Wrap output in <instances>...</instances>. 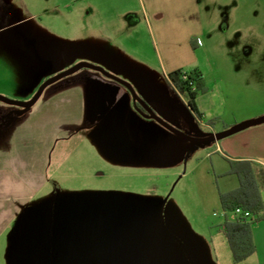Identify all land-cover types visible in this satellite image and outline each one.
<instances>
[{
	"label": "rangeland",
	"instance_id": "obj_1",
	"mask_svg": "<svg viewBox=\"0 0 264 264\" xmlns=\"http://www.w3.org/2000/svg\"><path fill=\"white\" fill-rule=\"evenodd\" d=\"M187 14L146 0H0V95L28 100L45 80L87 62L193 136L196 127L221 132L263 116L264 0H198L201 30ZM173 67L200 73L202 121L168 83ZM87 73L111 86L105 112L89 113L81 128L70 126L79 116H58L43 139L30 138L27 127L36 128L27 122L23 138L0 145L20 149L29 164L41 149L47 161L44 185L15 220L10 264H236L221 229L234 214L219 201L230 163L215 140L179 139L124 85L90 68L49 84L32 106ZM254 174L264 198V175Z\"/></svg>",
	"mask_w": 264,
	"mask_h": 264
},
{
	"label": "crops",
	"instance_id": "obj_2",
	"mask_svg": "<svg viewBox=\"0 0 264 264\" xmlns=\"http://www.w3.org/2000/svg\"><path fill=\"white\" fill-rule=\"evenodd\" d=\"M146 1L152 8L159 9L163 12L166 10L178 12H182L183 10L188 11L187 17L192 20L195 29H202L201 21L197 17L198 0ZM189 33L188 35L190 36H194L195 34L193 32ZM177 68L173 67L167 73ZM98 79V75L87 73L81 75L75 82L59 84L50 90L43 99V102L29 108H23L25 109L24 112H21V108H13L0 104V145H3L5 140L9 141L11 138H15V136L16 138H21L22 133L26 130L27 122L29 124L28 126H34L36 128L27 127L29 131L31 130L35 133L34 135L28 136L30 138L35 136V138L43 139L50 137L52 132L48 128H51L52 123L58 121V116L60 118L62 115L63 120L68 116H71L73 119L79 116L70 126L73 125V128H81L82 123L88 119L89 113L98 115L105 112L104 106L112 95L109 89L111 86L99 82ZM196 103L201 113L200 117H195L191 112L190 114L192 118L195 117L200 122L203 118V110L197 101ZM75 113L78 114L74 115ZM244 120L246 119H240L239 122H245ZM44 124H47L45 131L43 130ZM232 126L230 125L229 127ZM229 127H224L220 131ZM68 128H65L64 131L68 132ZM193 129L199 136L218 132L214 129L208 130L207 132H201L197 127ZM215 141L217 151L225 156L227 161H249L253 171L257 169L258 173L260 172L261 177H263L264 123L252 126L228 138ZM18 143L22 144L23 149H26L28 146L26 144L27 139L19 140ZM18 150L20 149L12 152L8 148H0V264H10L9 244L13 229L16 227L15 220L23 212L26 204L45 183L44 174L45 170H47L46 155L44 153L42 155L41 149H36L39 153V161L34 164H29L24 160V153ZM232 175L235 178H232ZM228 176L230 183L222 191L232 190L238 186L236 175L229 174ZM261 191L260 189V194ZM261 198L264 207V198L262 195ZM251 230L256 250L251 256L236 264H264V220L252 223Z\"/></svg>",
	"mask_w": 264,
	"mask_h": 264
},
{
	"label": "trees",
	"instance_id": "obj_3",
	"mask_svg": "<svg viewBox=\"0 0 264 264\" xmlns=\"http://www.w3.org/2000/svg\"><path fill=\"white\" fill-rule=\"evenodd\" d=\"M166 78L174 92L185 99L187 109L199 118L201 113L196 98L199 92L204 91L200 73L197 70L177 68L168 72ZM135 104L148 115L141 105L137 102ZM229 163L228 173L236 175L238 186L232 190L219 191L221 208L224 212H232L236 207H241L251 213L250 218L235 215L232 220L225 218L221 226L231 258L234 263H239L256 250L251 225L253 221L264 219V207L251 163L249 161H229ZM254 215H256L255 219Z\"/></svg>",
	"mask_w": 264,
	"mask_h": 264
},
{
	"label": "water",
	"instance_id": "obj_4",
	"mask_svg": "<svg viewBox=\"0 0 264 264\" xmlns=\"http://www.w3.org/2000/svg\"><path fill=\"white\" fill-rule=\"evenodd\" d=\"M81 68H90V69H93L95 71H98V72H101L102 74H104L105 76L121 83L122 85H124L129 91L130 93L132 94V97L133 99L139 104L141 105L144 110L148 113L149 117L157 120L159 123H161L163 126H165L168 130H170L173 134H175L179 139H182V140H185V139H188V140H192L194 142H201V141H205V140H218V139H221L223 137H226L228 135H231V134H234L238 131H241L243 129H246L250 126H253V125H257V124H260V123H264V115L261 116V117H258V118H254L252 120H249V121H246V122H243L239 125H236V126H232V127H229V128H226L224 129L223 131L221 132H218V133H213V134H207V135H202V136H193L191 135L190 133H186V132H182V131H179L177 130L176 128L172 127L171 125H169L168 123L164 122L162 119H160L154 112H152V110L150 108L147 107V105L143 102V100L136 94V92L134 91L133 87L127 83L126 81L110 74L109 72H107L106 70H104L103 68L97 66V65H94V64H91V63H87V62H81L77 65H74L72 67H70L69 69L55 75V76H52L51 78L45 80L43 82V84L40 86V88L38 89V91L36 92V94L28 99V100H16V99H11V98H8V97H5V96H2L0 95V101L4 102V103H7V104H10V105H15V106H18V107H22V108H29L31 107L38 99L39 97L41 96V94L43 93L44 89L51 83H53L54 81L66 76V75H69Z\"/></svg>",
	"mask_w": 264,
	"mask_h": 264
},
{
	"label": "built area",
	"instance_id": "obj_5",
	"mask_svg": "<svg viewBox=\"0 0 264 264\" xmlns=\"http://www.w3.org/2000/svg\"><path fill=\"white\" fill-rule=\"evenodd\" d=\"M224 212V211H223ZM232 213L235 215V216H242V217H245V218H250L251 217V213L247 210H244L243 208L241 207H236ZM224 214H226V212H224Z\"/></svg>",
	"mask_w": 264,
	"mask_h": 264
}]
</instances>
